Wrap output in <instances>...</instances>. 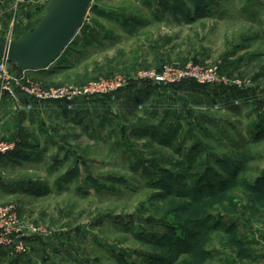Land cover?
Wrapping results in <instances>:
<instances>
[{"label":"rangeland","instance_id":"obj_1","mask_svg":"<svg viewBox=\"0 0 264 264\" xmlns=\"http://www.w3.org/2000/svg\"><path fill=\"white\" fill-rule=\"evenodd\" d=\"M48 2L0 0V21L20 37ZM164 65L225 82L133 80ZM36 73L127 82L70 103L0 98V138L17 143L0 207L22 245H0V264H264V0H92Z\"/></svg>","mask_w":264,"mask_h":264},{"label":"built area","instance_id":"obj_2","mask_svg":"<svg viewBox=\"0 0 264 264\" xmlns=\"http://www.w3.org/2000/svg\"><path fill=\"white\" fill-rule=\"evenodd\" d=\"M11 2L13 3L12 9L14 12H18L27 0H11ZM14 28L15 25L11 23L7 31L0 21V32L4 33L7 31L4 34L6 40L15 38ZM145 79L155 80L158 83L165 84H172L179 81H193L198 84L225 82L224 78L220 79L216 66L199 70L198 68H191L190 65L184 68L164 65L159 70L148 69L139 71L133 77V80L136 81ZM126 82V79H122V77H114L109 83L103 82L101 79L100 81H95L80 87L78 90L65 86L57 87L47 85L43 87L34 83V80L30 76V71L17 70L7 59H0V97L1 95H7L10 98L16 99L19 94H22L32 99L43 101L57 100L70 103L79 96L110 92L122 87ZM16 144L15 141L0 138V157L12 152ZM16 222V213L11 207H0V245L13 247L15 250L20 251L22 250L21 243H17L13 239L14 233L17 234L19 232L15 228Z\"/></svg>","mask_w":264,"mask_h":264},{"label":"water","instance_id":"obj_3","mask_svg":"<svg viewBox=\"0 0 264 264\" xmlns=\"http://www.w3.org/2000/svg\"><path fill=\"white\" fill-rule=\"evenodd\" d=\"M92 0H49L36 26L12 40L0 35V59L17 70L44 71L80 29Z\"/></svg>","mask_w":264,"mask_h":264},{"label":"crops","instance_id":"obj_4","mask_svg":"<svg viewBox=\"0 0 264 264\" xmlns=\"http://www.w3.org/2000/svg\"><path fill=\"white\" fill-rule=\"evenodd\" d=\"M46 7H47V5H46ZM27 8V7H26ZM18 37V36H17ZM16 38V37H15ZM51 66H49L46 70H44V71H37L38 73H36V74H46V72H48V70H49V68H50ZM31 72H35V71H31ZM41 72H43V73H41ZM5 97V95H1V97L0 98H2V97ZM3 97V98H4ZM2 104V99H0V105ZM10 108H13V106L11 105V106H9ZM8 108V107H7ZM5 132H6V129H5Z\"/></svg>","mask_w":264,"mask_h":264},{"label":"trees","instance_id":"obj_5","mask_svg":"<svg viewBox=\"0 0 264 264\" xmlns=\"http://www.w3.org/2000/svg\"><path fill=\"white\" fill-rule=\"evenodd\" d=\"M56 60H57V59H56ZM56 60H55V61H56ZM55 61H54V62H55ZM55 67H60V64H59V65L57 64ZM11 153H12V152H11ZM4 156H5V155H4ZM1 157H3V156H1Z\"/></svg>","mask_w":264,"mask_h":264}]
</instances>
